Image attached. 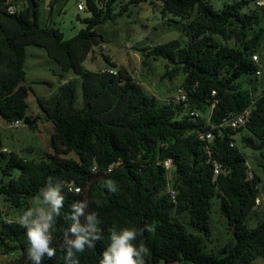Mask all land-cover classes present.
Here are the masks:
<instances>
[{
	"label": "trees",
	"instance_id": "1",
	"mask_svg": "<svg viewBox=\"0 0 264 264\" xmlns=\"http://www.w3.org/2000/svg\"><path fill=\"white\" fill-rule=\"evenodd\" d=\"M25 1L26 9L17 5L18 12L10 14L6 0H0V117L9 124L30 118L32 88L25 85L29 47L45 50L63 73L73 72L81 80L82 98L70 81L51 98L38 99L41 111L30 128L38 122L52 124L53 155L35 162L0 150V197L14 208L35 200L49 178L62 182L65 201L50 245L56 251L42 264H66L64 233L71 222L65 217L78 201L97 214L101 229L93 248L75 253L78 264H99L112 231L123 228L138 230L133 243L149 249L145 264H252L256 258L264 259V220L254 228L247 226L262 179L258 175L249 179L247 160L235 140L246 132L242 146L264 158V91L256 77L261 65L252 58L264 36V9H251L254 0H236L221 9L212 0H156L164 15L182 21L187 38L144 50L145 58L164 60L172 68L169 77L176 73L185 77L187 103L162 104L107 56L106 70L87 71L83 66L105 44L97 27L116 22L131 5L145 0H130L119 12L113 9L118 0H86L84 11L91 17L70 40L59 29L40 24V0ZM62 1H51V15ZM245 82L250 89L244 88ZM248 109L245 128L234 132L221 127ZM207 133L212 140L202 138ZM71 153L78 160L66 157ZM168 160L170 171L164 165ZM108 181L115 192L107 187ZM170 185L178 192L177 203L168 193ZM213 201L219 203L234 237L218 253H209L204 246L212 232ZM0 243L9 252L20 253L5 264H32L26 229L18 222L3 224Z\"/></svg>",
	"mask_w": 264,
	"mask_h": 264
},
{
	"label": "rangeland",
	"instance_id": "2",
	"mask_svg": "<svg viewBox=\"0 0 264 264\" xmlns=\"http://www.w3.org/2000/svg\"><path fill=\"white\" fill-rule=\"evenodd\" d=\"M52 0H40L39 21L43 27L51 26L59 29L65 37L70 40L81 30L86 28L83 20L91 17L86 11L78 9L79 4H84L86 0H65L57 4L52 15L50 3ZM130 0H118L114 4V12H119ZM236 0H212L215 8L221 9L223 5L232 3ZM19 9H26L28 3L25 0H18ZM161 2L156 0H145L138 6L131 5L129 13L116 22L108 21L97 27V31L105 38L102 49H96L83 64L87 71H103L109 68L104 56L119 68H125L133 79L143 88L147 95L156 97L162 104L176 101V97L183 90L184 75L176 73L174 77H169L172 68L168 67L164 60H153L145 58V49H152L159 45L166 44L173 40L185 42L180 19L162 13ZM253 9V5H250ZM177 21L178 24L173 23ZM262 27L264 28V15ZM260 57V65L264 68V36L261 47L257 53ZM138 70V73H135ZM26 81L25 85L32 88L28 97L29 117H33L36 123L37 114L40 113L38 99H48L58 91L59 83L64 84L73 81L77 85L79 98L81 96V80L73 72L63 73L60 67L50 60L45 50L37 47L27 49V62L25 65ZM244 88L249 89L245 83ZM260 91H264V81L258 82ZM210 111L205 117L209 119ZM33 123V124H34ZM53 126L51 123L43 124L38 122L35 128L24 125L15 128L0 117V150L6 148L7 153H14L19 157L27 158L35 162H41L46 158L45 154L54 153L52 148ZM246 132L239 133L236 137L237 145L247 160V167L254 175L261 177L259 200L261 204L257 206L247 220V226L254 228L258 222L264 220V158L260 152L245 148L241 144V136ZM78 160V157L71 153L66 156ZM37 207L36 201H28L23 208L17 209L4 201L0 197V231L3 224L18 222V217L27 209ZM212 232L209 239L204 240L207 252L218 253L224 246L232 240L233 234L226 220L221 216L219 203L213 201L211 211ZM188 222L187 218L185 219ZM187 229L191 233L195 230L190 226ZM14 247L13 244H9ZM20 253L9 252L0 243V264L11 262L18 258ZM252 264H264L263 258H256Z\"/></svg>",
	"mask_w": 264,
	"mask_h": 264
},
{
	"label": "clouds",
	"instance_id": "3",
	"mask_svg": "<svg viewBox=\"0 0 264 264\" xmlns=\"http://www.w3.org/2000/svg\"><path fill=\"white\" fill-rule=\"evenodd\" d=\"M110 191L116 188L112 181L107 182ZM62 182H53L49 178L47 185L35 197L37 207L25 210L19 217L18 223L26 229L28 244L27 256L32 264H42L45 256L52 258L55 249L50 247L53 241L56 218L64 205L65 197L61 194ZM71 215L65 218L70 226L64 233L66 247V264H78L74 259L75 253H83L93 248L94 241L100 240V220L94 212H88V204L78 201L71 205ZM138 230L123 228L113 230L110 244L103 251L99 264H145L149 249L144 245H135Z\"/></svg>",
	"mask_w": 264,
	"mask_h": 264
},
{
	"label": "built area",
	"instance_id": "4",
	"mask_svg": "<svg viewBox=\"0 0 264 264\" xmlns=\"http://www.w3.org/2000/svg\"><path fill=\"white\" fill-rule=\"evenodd\" d=\"M254 4V8L256 9H264V0H254L253 2ZM6 6H7V11L10 13V14H16L18 12V6H17V3H16V0H6ZM78 9L80 11H84L85 10V6L84 4H79L78 5ZM253 60L256 62V63H259L260 62V57L259 55L255 54L253 55ZM112 73H115V70H111ZM135 73H138V70H135ZM256 77L257 79H259L260 81H264V68H262L260 66V68L258 69V71L256 72ZM249 87L251 88V85H249ZM249 88V89H250ZM176 101L179 102V103H187L188 101V97H187V93L183 90H181L179 92V94L177 95L176 97ZM187 111L189 112V110L187 109ZM190 113V112H189ZM191 115H196L198 116L199 114L195 113V112H191L190 113ZM250 110H245L243 111L242 113L238 114V115H235L231 118H229L228 120H226L222 125L221 127H224V128H229L231 129L232 131L234 132H238L239 130L245 128L246 124L248 123L249 121V118H250ZM23 124V121H16L14 124H12L15 128H18L20 127L21 125ZM202 138H205L207 140H212L213 139V135L211 133H207L205 135H202ZM235 143H232L231 146L234 147ZM2 152H8L7 149H3ZM165 165V168L167 169V171H170L172 169V162L171 160H168L164 163ZM215 173L218 175L220 173V167H216L215 168ZM249 179H253V174L252 173H249ZM170 184V183H169ZM72 190V188H71ZM76 191H78L76 189ZM168 193L172 199V201L174 203H177V195H178V192L177 190L172 187L171 185L168 187ZM261 204V201L258 200L256 201V205L259 206Z\"/></svg>",
	"mask_w": 264,
	"mask_h": 264
},
{
	"label": "water",
	"instance_id": "5",
	"mask_svg": "<svg viewBox=\"0 0 264 264\" xmlns=\"http://www.w3.org/2000/svg\"><path fill=\"white\" fill-rule=\"evenodd\" d=\"M23 123L26 126H31L34 123V121L30 120V118H26Z\"/></svg>",
	"mask_w": 264,
	"mask_h": 264
},
{
	"label": "crops",
	"instance_id": "6",
	"mask_svg": "<svg viewBox=\"0 0 264 264\" xmlns=\"http://www.w3.org/2000/svg\"><path fill=\"white\" fill-rule=\"evenodd\" d=\"M27 49H28V48H27ZM26 62H27V61H26ZM25 65H26V64H25ZM60 69H61V68H60ZM69 82H70V81H69ZM64 84H65V83H64ZM61 85H62V84L59 83L58 90H59V88H60ZM57 92H58V91H57ZM57 92H56V94H57ZM56 94H54V95H56ZM54 95H52V96H54ZM52 96H51V97H52ZM149 96H150V95H149ZM51 97H50V98H51ZM41 98H44V97H41ZM48 99H49V98H48ZM45 124H46V123H45ZM47 124H48V123H47Z\"/></svg>",
	"mask_w": 264,
	"mask_h": 264
}]
</instances>
